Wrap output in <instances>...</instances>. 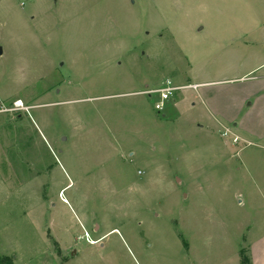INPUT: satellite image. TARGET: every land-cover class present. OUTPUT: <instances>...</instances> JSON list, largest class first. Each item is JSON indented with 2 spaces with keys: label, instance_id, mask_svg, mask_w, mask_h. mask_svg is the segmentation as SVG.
Listing matches in <instances>:
<instances>
[{
  "label": "rangeland",
  "instance_id": "1",
  "mask_svg": "<svg viewBox=\"0 0 264 264\" xmlns=\"http://www.w3.org/2000/svg\"><path fill=\"white\" fill-rule=\"evenodd\" d=\"M0 49V264H264V141L193 88L264 63V0H0Z\"/></svg>",
  "mask_w": 264,
  "mask_h": 264
},
{
  "label": "crops",
  "instance_id": "2",
  "mask_svg": "<svg viewBox=\"0 0 264 264\" xmlns=\"http://www.w3.org/2000/svg\"><path fill=\"white\" fill-rule=\"evenodd\" d=\"M263 69L264 63L237 79L193 84L194 89H200L199 104L207 113V119L225 129L231 125L233 128L229 130L240 141L252 143L249 138L264 141V71L258 76L250 75ZM229 87L232 94H236L235 98L223 99L224 94L230 93ZM224 88H227L225 93L218 92ZM250 250V264H257L256 248L253 246Z\"/></svg>",
  "mask_w": 264,
  "mask_h": 264
},
{
  "label": "built area",
  "instance_id": "3",
  "mask_svg": "<svg viewBox=\"0 0 264 264\" xmlns=\"http://www.w3.org/2000/svg\"><path fill=\"white\" fill-rule=\"evenodd\" d=\"M195 86H193L194 88ZM186 88V87H184ZM179 90V88L173 86L170 81H166L162 87L150 90L148 92V95H159V100L154 103V110L156 112H160L164 109V106L166 102L172 97L173 93ZM22 107V104L20 101L14 102L12 104V111H16ZM222 138H231L232 143L236 144L239 139L232 134V132L229 129H224L221 133ZM87 239L89 240V244H95L97 241L91 240L88 236Z\"/></svg>",
  "mask_w": 264,
  "mask_h": 264
},
{
  "label": "water",
  "instance_id": "4",
  "mask_svg": "<svg viewBox=\"0 0 264 264\" xmlns=\"http://www.w3.org/2000/svg\"><path fill=\"white\" fill-rule=\"evenodd\" d=\"M2 54V52H1V49H0V55Z\"/></svg>",
  "mask_w": 264,
  "mask_h": 264
}]
</instances>
